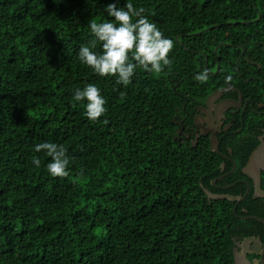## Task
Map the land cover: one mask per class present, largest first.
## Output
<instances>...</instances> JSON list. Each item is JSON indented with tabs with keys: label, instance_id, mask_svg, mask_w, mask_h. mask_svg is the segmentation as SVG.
Returning <instances> with one entry per match:
<instances>
[{
	"label": "trees",
	"instance_id": "obj_1",
	"mask_svg": "<svg viewBox=\"0 0 264 264\" xmlns=\"http://www.w3.org/2000/svg\"><path fill=\"white\" fill-rule=\"evenodd\" d=\"M110 2L0 0V264H234L242 228L263 225L204 190L242 194L243 184L211 181L232 161L223 182L243 175L264 115L249 113L262 120V130L243 131L249 143L232 135L218 153L207 139H178L174 123L228 82L258 84L249 61L264 42V0H132L173 48L159 73L137 69L126 86L78 57L92 40L89 22L113 19ZM258 60L263 74L264 43ZM204 70L208 79L196 80ZM85 83L106 99L96 121L74 100ZM247 88L264 103L262 85ZM44 141L66 147L68 175L48 173L51 157L34 150ZM263 201L248 196L236 213L263 217Z\"/></svg>",
	"mask_w": 264,
	"mask_h": 264
},
{
	"label": "clouds",
	"instance_id": "obj_2",
	"mask_svg": "<svg viewBox=\"0 0 264 264\" xmlns=\"http://www.w3.org/2000/svg\"><path fill=\"white\" fill-rule=\"evenodd\" d=\"M120 3L121 0H112L104 9L107 16L113 19H93L89 22L92 40L88 45L79 47L78 57L97 75L115 76L117 84L126 86L132 81L137 69L159 73L164 65H168V53L173 48V40L164 36L157 25L143 14L144 9L135 7L132 0H124L123 6L118 7ZM97 43L100 45L99 51L95 50ZM214 51L217 52V48ZM195 79L206 81L207 70L197 73ZM73 96L76 102L83 105L84 115L90 121H96L106 112V99L95 83L76 87ZM34 150L45 151L51 157L45 166L50 175H68L70 158L64 145L44 141L35 144ZM32 163L37 168L41 166L38 157L34 156Z\"/></svg>",
	"mask_w": 264,
	"mask_h": 264
},
{
	"label": "flooded vegetation",
	"instance_id": "obj_3",
	"mask_svg": "<svg viewBox=\"0 0 264 264\" xmlns=\"http://www.w3.org/2000/svg\"><path fill=\"white\" fill-rule=\"evenodd\" d=\"M263 43L264 42L262 40H260L259 42L256 41V45L252 49H259V54L262 55ZM220 44L224 45L222 43H219L218 45ZM245 51L246 49L244 47V49L241 50L240 54ZM260 55L257 56L256 59H259ZM256 59H253V61H249V62L251 64V68L252 67L254 68L255 65H260V67H258L259 68L258 71L254 70L255 76L252 77L258 80L256 81L258 82V84L251 85V84H254L252 82L248 86L256 87L257 85H262L261 90L264 91V73L262 74L260 72L262 66L259 60L255 61ZM248 78H250V76H247V79ZM247 79L245 81H247ZM248 86H242V85L231 86L228 82L224 86H221L218 88V90H216L217 98L214 99V101L210 105L209 110L206 109V103L204 105H198L196 107L193 106L192 108H189V112L186 114V116L181 121L177 120L174 123L177 126V128L181 130V134H179L178 139H181L184 137L186 140L192 142V140L195 139L194 137L197 136V142L200 139L202 140L207 139L209 142L210 132H208L205 128L210 127L212 131H215L216 137L219 141V145H218L219 152H220L221 145H223V141L226 139H227L226 141H228V139L232 135L237 136L236 138H244L245 140L243 142L249 143V140L246 139V136L242 134L243 131L247 130L248 133H250L251 131L253 133L254 130H257V131L259 129L262 130L261 118H253L249 113L257 112L256 113L257 115H264V109H263L264 103L261 101H258V102L256 101V99L261 95H253V94L251 95V93L249 92L247 88ZM233 87H235V89H233ZM262 91L261 93H263ZM216 103H218L220 107H219V110L217 111L218 113L217 116H214L215 115L214 108L217 107ZM261 108L263 110H260ZM190 114H192V117H189ZM211 114H212V117H214L213 119L211 118ZM206 121H207V124H205ZM258 121L261 122V125ZM209 122H211L212 125H210ZM248 127H251L254 130L252 129L248 130ZM201 131L208 132V135L200 134ZM263 132H264V129H263ZM187 136H190V138H187ZM257 139H259L260 141H264V133L261 135H257ZM258 145H256L253 148L251 153L256 149ZM258 151L264 152V145H261L260 148H258ZM251 153L249 154V156L251 155ZM221 155L224 156L225 158H228V156L224 155L223 153ZM249 156H248V159H249ZM248 159L246 163L241 167V172L243 175H239V177L235 179L234 182H231V183L223 182V180H225V177L233 173L237 167L236 163L232 161L234 170L230 172L233 168L232 166L230 170L224 171L221 175L223 174H228V175L222 179L216 180V182H218L219 185H217L216 182L213 185L212 181L216 179L217 177H219L220 175L215 177L211 181L212 186H215L216 188H221V189H229L231 187L233 188L234 186L238 184H243L245 189L242 192V194H237V196H241L245 194V192L248 191L246 197L251 196V198H254L256 200H264V198L260 197L257 192H254V183H253L252 177L255 171L253 168L250 167ZM263 161H264V158H263ZM220 166L222 170H224L227 165L226 163L223 162L220 164ZM259 171H260V179H261L260 188L264 190V169L260 168ZM230 185L232 186L229 187ZM207 191L210 192L209 190ZM223 193H227V192L223 191L222 193H215V194H223ZM233 196H236V195H233ZM246 197L244 199H246ZM233 213L235 214L236 218L241 219V220H247V219L241 218V216H245V215H242L240 213L237 214L236 209H235V212ZM246 230H247V227L246 228L243 227L242 228L243 236L238 239L236 238L237 240L234 242V249H233L234 264H264V231L263 233H260L258 229L253 228L251 233L246 235Z\"/></svg>",
	"mask_w": 264,
	"mask_h": 264
},
{
	"label": "water",
	"instance_id": "obj_4",
	"mask_svg": "<svg viewBox=\"0 0 264 264\" xmlns=\"http://www.w3.org/2000/svg\"><path fill=\"white\" fill-rule=\"evenodd\" d=\"M258 19L259 18H257V20ZM258 67H260V65H258ZM216 98H217L216 92H213L212 94H210L208 96V98L206 100V109L207 110L210 109V105L212 104V102ZM216 104H217V107L214 108V112H215V115L214 116H217V114H218L217 111L219 110V107H220L218 105V103H216ZM211 118L212 119L214 118V117H212V114H211ZM205 124H207V121L205 122ZM209 124L212 125L211 122H209ZM205 129L208 132H210V134H209V149H210V151L218 153V151H219V149H218L219 141H218V139L216 137L215 131H212V129L210 127H206ZM208 132L201 131L200 134H202V135H208ZM187 138H190V136H187ZM194 138L195 139H193V141L196 144V142H197V136L194 137ZM261 145H264V141H260L259 145L256 147V149L249 156V159L248 160H249L250 167L253 168L254 171H255V173H254V175L252 177L253 178V183H254V192H257L260 197H263L264 198V190H262L260 188V180L261 179H260V171H259L260 168H263L264 169V161H263L264 152H259L258 151V148H260ZM233 170H234V166H233V168H232V170L230 172H232ZM246 173H247V171H246ZM227 175L228 174L220 175L219 177H217L216 179H214L212 181V183L215 184V182H216L217 179H222V178H224ZM232 185H230L229 187H231ZM204 191H205V193L207 194V196L209 198H215V199H218V198H227L228 200L233 201L235 203L234 204V207H233V212H235L236 206L246 197L247 192H248V191L245 192V194H243L241 196H237V195L236 196H233V195H230L228 193L214 194V193L208 192L207 190H204ZM241 218H243V219L256 220V221L261 222L264 225V219L261 218V217L255 216V215H245V216H241Z\"/></svg>",
	"mask_w": 264,
	"mask_h": 264
},
{
	"label": "rangeland",
	"instance_id": "obj_5",
	"mask_svg": "<svg viewBox=\"0 0 264 264\" xmlns=\"http://www.w3.org/2000/svg\"><path fill=\"white\" fill-rule=\"evenodd\" d=\"M215 72H216V71H215ZM215 72H214V73H215ZM258 86L260 87L261 85H258Z\"/></svg>",
	"mask_w": 264,
	"mask_h": 264
},
{
	"label": "bare ground",
	"instance_id": "obj_6",
	"mask_svg": "<svg viewBox=\"0 0 264 264\" xmlns=\"http://www.w3.org/2000/svg\"><path fill=\"white\" fill-rule=\"evenodd\" d=\"M223 44V43H222ZM221 45V44H220Z\"/></svg>",
	"mask_w": 264,
	"mask_h": 264
}]
</instances>
